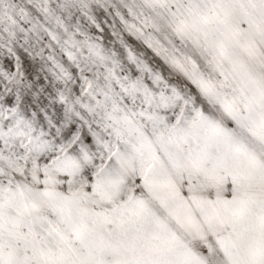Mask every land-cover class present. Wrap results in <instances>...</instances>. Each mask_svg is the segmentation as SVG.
<instances>
[{
	"label": "snow or ice",
	"instance_id": "obj_1",
	"mask_svg": "<svg viewBox=\"0 0 264 264\" xmlns=\"http://www.w3.org/2000/svg\"><path fill=\"white\" fill-rule=\"evenodd\" d=\"M17 16L0 13V264H264V0ZM145 122L157 158L124 139Z\"/></svg>",
	"mask_w": 264,
	"mask_h": 264
},
{
	"label": "rangeland",
	"instance_id": "obj_2",
	"mask_svg": "<svg viewBox=\"0 0 264 264\" xmlns=\"http://www.w3.org/2000/svg\"><path fill=\"white\" fill-rule=\"evenodd\" d=\"M24 3V0H4L3 4H0V13H4L7 11L8 14H12L14 12H17L18 8L21 4ZM140 136H146L149 140L155 141V137L153 136V128L150 122H145L144 124H137L131 132H126L124 139L126 141H130L132 139V142L136 143L137 141H141L142 139ZM143 149L151 155L153 158L156 157V153L158 150L156 149H149L144 145H142ZM155 151V152H154Z\"/></svg>",
	"mask_w": 264,
	"mask_h": 264
},
{
	"label": "bare ground",
	"instance_id": "obj_3",
	"mask_svg": "<svg viewBox=\"0 0 264 264\" xmlns=\"http://www.w3.org/2000/svg\"><path fill=\"white\" fill-rule=\"evenodd\" d=\"M21 5H23V4H21ZM20 5V6H21ZM19 6V7H20ZM19 7H17V8H19ZM13 18H16V19H18V16H17V12H14V13H12V14H10ZM140 138L142 139L141 141H137L139 144H140V146H146L148 149H149V147H151V149L150 150H152L153 148L154 149H156V150H158L159 149V145L158 144H156V142L155 141H152V140H149L148 138H146V136H140ZM130 141L132 142V139H130ZM155 152V151H154Z\"/></svg>",
	"mask_w": 264,
	"mask_h": 264
}]
</instances>
